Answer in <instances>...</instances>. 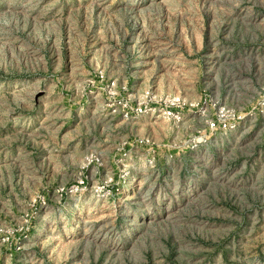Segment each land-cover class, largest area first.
<instances>
[{
    "label": "rangeland",
    "instance_id": "rangeland-1",
    "mask_svg": "<svg viewBox=\"0 0 264 264\" xmlns=\"http://www.w3.org/2000/svg\"><path fill=\"white\" fill-rule=\"evenodd\" d=\"M0 264H264V0H0Z\"/></svg>",
    "mask_w": 264,
    "mask_h": 264
},
{
    "label": "built area",
    "instance_id": "built-area-1",
    "mask_svg": "<svg viewBox=\"0 0 264 264\" xmlns=\"http://www.w3.org/2000/svg\"><path fill=\"white\" fill-rule=\"evenodd\" d=\"M178 103V99H173L172 101H170L168 106L165 107H161L160 109H155V108H150V107H141L140 105H136L133 107H130V109L128 111H125L124 116L127 117L128 115H133L135 117H140L143 115L148 114L149 112L151 114H155L156 112H158L161 116H163L166 119H176L178 116L177 112H174L172 110L171 106H174ZM217 123L215 124L214 122H211V127H223V129H225L227 127V124L225 122V119L223 118L222 113L217 116L216 119ZM142 143V141H140Z\"/></svg>",
    "mask_w": 264,
    "mask_h": 264
}]
</instances>
